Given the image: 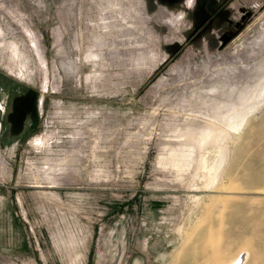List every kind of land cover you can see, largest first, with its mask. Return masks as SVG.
<instances>
[{
  "label": "rangeland",
  "instance_id": "1",
  "mask_svg": "<svg viewBox=\"0 0 264 264\" xmlns=\"http://www.w3.org/2000/svg\"><path fill=\"white\" fill-rule=\"evenodd\" d=\"M240 253L264 264V0H0V264Z\"/></svg>",
  "mask_w": 264,
  "mask_h": 264
},
{
  "label": "clouds",
  "instance_id": "2",
  "mask_svg": "<svg viewBox=\"0 0 264 264\" xmlns=\"http://www.w3.org/2000/svg\"><path fill=\"white\" fill-rule=\"evenodd\" d=\"M194 4H195V0H186V6L189 7V8H193L194 7ZM184 16H185V13L183 12H179L177 15H176V21L177 22H180L184 19Z\"/></svg>",
  "mask_w": 264,
  "mask_h": 264
},
{
  "label": "bare ground",
  "instance_id": "3",
  "mask_svg": "<svg viewBox=\"0 0 264 264\" xmlns=\"http://www.w3.org/2000/svg\"><path fill=\"white\" fill-rule=\"evenodd\" d=\"M243 262H244L243 256L240 253V255L237 258L229 261V263H226V264H242Z\"/></svg>",
  "mask_w": 264,
  "mask_h": 264
}]
</instances>
